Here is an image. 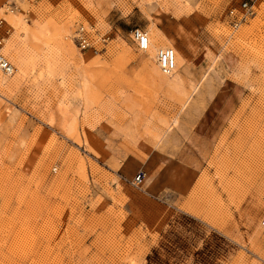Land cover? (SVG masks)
Segmentation results:
<instances>
[{"label":"rangeland","instance_id":"obj_1","mask_svg":"<svg viewBox=\"0 0 264 264\" xmlns=\"http://www.w3.org/2000/svg\"><path fill=\"white\" fill-rule=\"evenodd\" d=\"M240 1L0 0L3 39L56 53L0 86V264H264V0L231 28ZM86 21L104 53L64 39Z\"/></svg>","mask_w":264,"mask_h":264},{"label":"built area","instance_id":"obj_2","mask_svg":"<svg viewBox=\"0 0 264 264\" xmlns=\"http://www.w3.org/2000/svg\"><path fill=\"white\" fill-rule=\"evenodd\" d=\"M14 2L10 1L4 5V12L6 8L11 12L14 7ZM253 13L252 4L246 0H241L236 5L231 6L227 10V17L229 26L237 28L241 23ZM7 33L5 22L0 19V37ZM131 41L136 44V47L145 51L148 45V37L146 33L139 28H132L130 31ZM68 38L70 42L79 50H90L93 53H104L108 44L111 41L109 32L99 30L95 23L86 21L78 23L75 28L69 33ZM156 62L160 71L163 74H168L174 67V53L171 48L164 47L159 49L156 53ZM0 69L9 74L12 71L11 65L4 60L0 55ZM143 173L137 172L131 180V185L136 187L143 179ZM259 225L264 229V212L262 213Z\"/></svg>","mask_w":264,"mask_h":264},{"label":"bare ground","instance_id":"obj_3","mask_svg":"<svg viewBox=\"0 0 264 264\" xmlns=\"http://www.w3.org/2000/svg\"><path fill=\"white\" fill-rule=\"evenodd\" d=\"M10 1H13L15 5L13 7V10H11V12H9V10L6 8L7 14H12V13L17 12L19 10V5H18L19 1H18L17 5L15 3V0H10ZM165 5H167L166 1L163 2L162 9H166ZM2 20L6 24V29H7V33H8V24L6 23V21L4 19H2ZM99 30H101V29L99 28ZM7 33L2 34L0 37V48H1V45L3 47L0 55L4 58V60L6 62H8L11 65L12 71L9 74H7V73H4L0 69V86H3L8 92L12 93L18 88V86L25 83L26 81H29V80L33 81L35 78L40 77L42 74V70L46 71L47 75H49L50 71L52 70V66H54V63H55L56 53L53 50H50L48 52L47 56L45 57L43 64H39L37 58L34 55L28 53L25 50L17 49L13 43H11L8 40L3 39L2 36H5ZM68 35H69V33L64 36V39L67 40L70 44H72L68 38ZM146 35H147V33H146ZM135 46H136V44H135ZM147 48H148L150 53H152L155 49L154 46H149V38H148ZM147 48L145 51H141L136 47V49L139 52H144V53L147 51ZM172 51H173V49H172ZM10 52H12L14 56H13V58H11V61H8L6 59V57H4L3 55L10 53ZM155 61H156V55H155ZM182 63L186 64V61H182ZM157 66H158V64H157ZM175 66H176V56L174 55V67H173V69L168 74H163L162 72L161 73L164 76L169 77L173 74V72L175 70Z\"/></svg>","mask_w":264,"mask_h":264}]
</instances>
